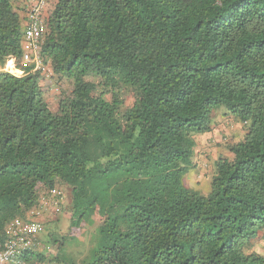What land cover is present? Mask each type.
Returning a JSON list of instances; mask_svg holds the SVG:
<instances>
[{
  "label": "trees",
  "instance_id": "1",
  "mask_svg": "<svg viewBox=\"0 0 264 264\" xmlns=\"http://www.w3.org/2000/svg\"><path fill=\"white\" fill-rule=\"evenodd\" d=\"M16 10L0 0V67L22 73L0 70V242L65 187L74 232L96 224L86 264H264V0H56L39 56L72 91L55 112ZM220 107L245 134L202 196L186 180Z\"/></svg>",
  "mask_w": 264,
  "mask_h": 264
},
{
  "label": "rangeland",
  "instance_id": "2",
  "mask_svg": "<svg viewBox=\"0 0 264 264\" xmlns=\"http://www.w3.org/2000/svg\"><path fill=\"white\" fill-rule=\"evenodd\" d=\"M13 64L14 60H9ZM25 65L32 66L36 68L35 60L32 54H28L25 58ZM5 66V65H4ZM43 70L45 75V80L40 82L44 94V98L51 110L54 112L57 109L58 102L65 96H69L72 91V83L66 80L65 78H59L58 76H51L48 73L50 68L47 63L40 64L37 69ZM16 76H21V72H15ZM89 81H96L97 79L90 78ZM107 99H110L111 95L106 96ZM119 99L122 100L124 107H129L133 102L132 93L124 88H121L119 91ZM220 112V115L216 114ZM227 110L224 107H220L218 111H213L212 118L214 114L217 116V119L222 114H226ZM217 120L216 118H214ZM242 129H244L241 123H238ZM216 125L215 128H217ZM245 130V129H244ZM226 137H231L229 132L226 133ZM228 141V140H227ZM225 143L224 140L220 144ZM215 150H222L220 155H224L226 150L222 146H213ZM220 153V152H219ZM218 153V154H219ZM203 158V157H202ZM200 165V164H199ZM215 161L209 159L206 162V166L200 165L196 168L189 178L186 180V184L193 186L194 189H198L202 196H206L210 191V179L214 171ZM195 184H199L194 187ZM61 191L65 194V201L63 203L60 212L56 216L49 217L48 221L44 224L43 233L39 234V237L36 240V246L33 249V252L36 254H43L47 260H50L54 257H59L61 260L66 262H73L75 264H86L90 262L93 258V251L96 246V235H95V222L90 220L83 225V230L80 233H75L79 226H71V213L69 209L70 204V194L69 190L65 187H59ZM51 212V211H50ZM71 227L73 229H71ZM74 235V238L71 236ZM264 232L260 231L256 235L251 244V250L264 255ZM55 240V241H54ZM54 264H62L57 260H54Z\"/></svg>",
  "mask_w": 264,
  "mask_h": 264
},
{
  "label": "built area",
  "instance_id": "3",
  "mask_svg": "<svg viewBox=\"0 0 264 264\" xmlns=\"http://www.w3.org/2000/svg\"><path fill=\"white\" fill-rule=\"evenodd\" d=\"M48 0H26L24 4L26 28L23 34V50L32 54L36 69L41 64L39 48L46 32L42 10ZM0 70L15 75L8 60ZM16 76V75H15ZM63 204L62 192L58 187L42 197L38 207L31 209L25 220L15 219L7 227V238L0 242V264H43L38 261L27 262L25 256L33 251L39 234L44 230L41 218L51 211L60 212Z\"/></svg>",
  "mask_w": 264,
  "mask_h": 264
},
{
  "label": "crops",
  "instance_id": "4",
  "mask_svg": "<svg viewBox=\"0 0 264 264\" xmlns=\"http://www.w3.org/2000/svg\"><path fill=\"white\" fill-rule=\"evenodd\" d=\"M25 1L26 0H14V6L16 7V9H18L16 11L20 18V23H21V27L23 30V34L26 28L25 12L23 9ZM55 2L56 0H48L45 6L42 7L43 8L42 16L45 21L48 18L50 12L52 11ZM214 118L217 119V116L215 114L213 118L211 116V131L204 135L198 136L195 139L196 147H195V150L193 151L195 152L194 158H195V163H196L197 168L200 167V165L206 166V162L209 159L211 160L213 159V161L216 162L219 158L228 157L229 154H228V151L226 150L227 144L235 143L240 138H242L245 134V131L242 129V127L239 124H234L232 127L227 126L232 121L231 117L220 116L219 119L217 120H215ZM216 125H218L217 128H215ZM227 132L231 134V137L229 138L226 137ZM222 140H224L225 143L223 142V144H220L219 141L221 142ZM215 144L217 146L218 145L222 146L226 150V152H224V155H220L222 150L220 151L215 150V148L213 147ZM50 214L53 216L52 212L48 211L45 217L46 216L51 217Z\"/></svg>",
  "mask_w": 264,
  "mask_h": 264
}]
</instances>
